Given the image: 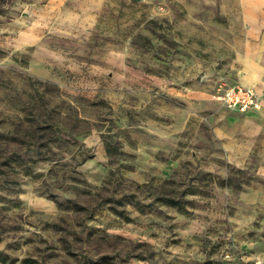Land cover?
I'll return each mask as SVG.
<instances>
[{
	"label": "rangeland",
	"instance_id": "rangeland-1",
	"mask_svg": "<svg viewBox=\"0 0 264 264\" xmlns=\"http://www.w3.org/2000/svg\"><path fill=\"white\" fill-rule=\"evenodd\" d=\"M253 85L262 106L218 94ZM264 260V0H0V264Z\"/></svg>",
	"mask_w": 264,
	"mask_h": 264
},
{
	"label": "built area",
	"instance_id": "built-area-1",
	"mask_svg": "<svg viewBox=\"0 0 264 264\" xmlns=\"http://www.w3.org/2000/svg\"><path fill=\"white\" fill-rule=\"evenodd\" d=\"M218 98L225 105L241 111L258 109L262 106L261 97L256 88L246 84L238 83L227 86L218 94ZM232 264H264V260L255 256L253 261H248L242 256Z\"/></svg>",
	"mask_w": 264,
	"mask_h": 264
},
{
	"label": "crops",
	"instance_id": "crops-1",
	"mask_svg": "<svg viewBox=\"0 0 264 264\" xmlns=\"http://www.w3.org/2000/svg\"><path fill=\"white\" fill-rule=\"evenodd\" d=\"M246 85H248V84H246ZM250 86H253V85H250ZM254 110H256V109H250V110H248V111H254Z\"/></svg>",
	"mask_w": 264,
	"mask_h": 264
}]
</instances>
